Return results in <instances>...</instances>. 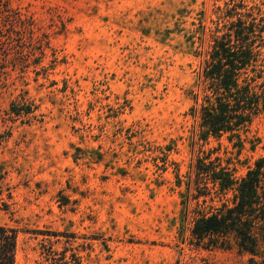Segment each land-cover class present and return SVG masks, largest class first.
Instances as JSON below:
<instances>
[{"label":"rangeland","instance_id":"rangeland-1","mask_svg":"<svg viewBox=\"0 0 264 264\" xmlns=\"http://www.w3.org/2000/svg\"><path fill=\"white\" fill-rule=\"evenodd\" d=\"M9 2L25 21L6 23L0 4V225L19 231L16 264L44 263L51 245L77 264H250L192 237L194 212L218 199L188 216L183 202L204 152L238 178L264 158V111L243 145L192 138L212 35L233 9L259 32L264 0ZM257 45L261 94L264 32Z\"/></svg>","mask_w":264,"mask_h":264},{"label":"trees","instance_id":"trees-1","mask_svg":"<svg viewBox=\"0 0 264 264\" xmlns=\"http://www.w3.org/2000/svg\"><path fill=\"white\" fill-rule=\"evenodd\" d=\"M9 3V0H0L4 21L18 26L25 24ZM232 11L225 17L229 20L238 17L237 20L212 35L210 50L198 72L202 94L195 95L192 108L193 116L198 118L192 136L197 145L207 144L211 137L220 140L225 135L230 140L237 138L243 145L242 133L251 124L252 117L264 111V92H257L252 86L255 79L248 76L249 69L256 66L262 55L261 45L256 46V41H262L264 27L258 32L256 18L249 21L242 13ZM213 153L214 150L204 152L205 156L195 160L183 204L186 216L193 200L197 209L208 207V198L211 203L218 199L221 205L210 206L209 212H194L197 215L192 237L206 248L228 249L236 245L253 256L250 264H260L255 257L264 250V158L257 160L255 168L249 169L244 177L238 178L236 170L230 164L224 165L219 157L213 158ZM18 233L15 228L0 225V264H16ZM67 252V249L58 252L52 245L44 247V263L40 264H77L70 261Z\"/></svg>","mask_w":264,"mask_h":264}]
</instances>
